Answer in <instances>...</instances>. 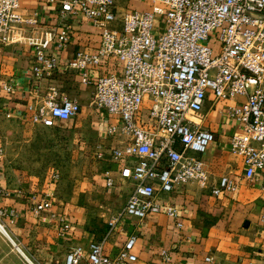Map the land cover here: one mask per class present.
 Instances as JSON below:
<instances>
[{
	"label": "built area",
	"instance_id": "2783aa9c",
	"mask_svg": "<svg viewBox=\"0 0 264 264\" xmlns=\"http://www.w3.org/2000/svg\"><path fill=\"white\" fill-rule=\"evenodd\" d=\"M38 1L55 9L60 23L50 38L25 40L34 48L29 73L36 90L59 67L50 41L55 38L58 49L70 41L71 24L65 19L77 17L97 28L98 45L78 50L69 65L79 71L82 85L93 87L91 105L101 114L104 141L95 144L94 155L101 159L107 153L113 162L125 163L120 176L132 183L122 210L107 221L102 238L71 247L65 264H134L135 234L115 255L103 249L123 214L143 220L164 213L175 229L182 228L177 208L164 204L162 197L186 182L208 187L204 162L197 156L215 139L211 130L200 127L208 92L217 100L244 97L226 109L239 126L230 137L229 150L241 157L246 179L261 175L264 190V0H150L148 10L121 14L118 0ZM35 15H22L19 0H0V46L20 40L13 31L36 23ZM157 17L163 19L160 33ZM2 89L9 94L15 88L4 84ZM80 110L76 99L60 94L50 83L29 119L50 127ZM104 175L106 187L114 186L110 171ZM58 177L53 172L50 179ZM236 189V181L224 175L210 192L220 196ZM53 206L44 195L35 200L32 211L42 220L53 218L60 232L68 231L71 222ZM258 222L264 228V213ZM160 256L163 262L170 260L166 249ZM212 260L205 256L201 264Z\"/></svg>",
	"mask_w": 264,
	"mask_h": 264
},
{
	"label": "crops",
	"instance_id": "0c3cea01",
	"mask_svg": "<svg viewBox=\"0 0 264 264\" xmlns=\"http://www.w3.org/2000/svg\"><path fill=\"white\" fill-rule=\"evenodd\" d=\"M19 1L22 15L36 14L33 17L37 22L20 25L13 32L22 38L0 46V147L5 152L0 157V225L5 232L0 228V264H65V254L71 247L85 246L91 240L102 238L107 221L122 210L132 183L120 176L125 163L113 162L107 153L101 159L94 155L95 144L104 141L99 125L101 114L91 105L93 87L82 85L79 71L69 65L78 50H90L98 45L99 30L84 19L67 17L66 22L71 24L68 44L58 49L55 38L49 43V49L59 59V67L36 90L29 73L34 48L25 40L52 37L60 18L53 7L38 0ZM117 6L119 14L126 10L144 11L151 8V1L118 0ZM155 27L156 33L163 31L162 17H157ZM50 83L60 94L76 99L80 107L88 104L91 109L88 123L77 115L68 120H55L54 125L68 122L74 125L75 131L83 123L89 124L92 132L85 131L84 137L87 139L90 134L95 138L92 153L96 162L72 172L68 191L62 190L61 179L55 183L50 177L30 181L23 171L12 168L3 159L7 146L2 140L7 137L2 128L10 124H34L29 116L41 104ZM4 84L14 86V92L5 93ZM243 100L241 95L233 100H217L207 93L200 127L211 130L215 139L205 152L196 155L204 162L208 187L186 182L161 196L164 204L177 208L182 228L175 229L173 220L164 213L150 214L143 220L123 214L103 244L106 254L115 255L127 237L135 234L137 260L134 264H201L208 255L213 258L211 264H264V228L258 222L264 213L263 178L256 173L254 178L246 179L241 157L229 150L230 137L239 132V126L227 115L226 109ZM105 170L114 177L112 187H106ZM224 175L236 181L237 189L220 196L212 195L211 187ZM42 195L53 201L57 214H64L71 222L68 231L60 232L53 218L42 220L33 213L34 202ZM163 249L170 252L168 262H163L160 256Z\"/></svg>",
	"mask_w": 264,
	"mask_h": 264
},
{
	"label": "rangeland",
	"instance_id": "374dc122",
	"mask_svg": "<svg viewBox=\"0 0 264 264\" xmlns=\"http://www.w3.org/2000/svg\"><path fill=\"white\" fill-rule=\"evenodd\" d=\"M119 6L122 7V3L119 2ZM200 42L206 43L205 40ZM90 96L91 94L89 98L87 97L88 103ZM81 108L76 117H84L88 123L91 109L88 104L81 105ZM34 124L28 126L10 124L7 125L8 128H2L3 134L7 137V140H2V143L6 141L7 146V155H4L3 159H6L12 168L23 171L30 181L47 179L53 172H57L59 177L52 182L61 179L62 190L68 191L72 172L82 170L96 162L92 153L95 138L89 134L86 139L83 134L85 131L92 132L90 125L83 123L80 129L75 131L74 125L70 126L68 122H58L50 127Z\"/></svg>",
	"mask_w": 264,
	"mask_h": 264
}]
</instances>
